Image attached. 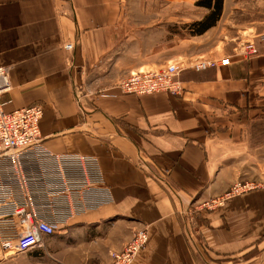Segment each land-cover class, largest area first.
Wrapping results in <instances>:
<instances>
[{
	"label": "crops",
	"instance_id": "crops-1",
	"mask_svg": "<svg viewBox=\"0 0 264 264\" xmlns=\"http://www.w3.org/2000/svg\"><path fill=\"white\" fill-rule=\"evenodd\" d=\"M195 2L201 13L186 22L209 12ZM154 25L131 0H0L5 110L41 105L44 144L98 157L114 197L45 235L41 249L69 234L86 241L72 260L109 264L146 229L132 264H264V0H224L220 20L199 35L167 32L155 43L146 36ZM196 58L216 63L186 62L179 95L119 86L133 71ZM238 182L255 186L228 194ZM10 258L0 246V264Z\"/></svg>",
	"mask_w": 264,
	"mask_h": 264
},
{
	"label": "built area",
	"instance_id": "built-area-1",
	"mask_svg": "<svg viewBox=\"0 0 264 264\" xmlns=\"http://www.w3.org/2000/svg\"><path fill=\"white\" fill-rule=\"evenodd\" d=\"M260 39L264 42V33ZM254 45L244 41L239 48L252 52ZM190 63L203 67L216 61ZM185 66L186 61L179 59L160 68L133 71L119 86L123 93L139 96L179 95L183 87L178 77ZM9 90L10 67L0 66V246L5 257L41 248L45 235L62 234L73 220L114 201L98 157L49 149L40 126L43 107L6 111L2 96ZM251 188L253 183L238 182L228 194ZM219 203L212 200L208 205ZM148 239L146 229L137 230L122 249L111 251L109 264H132Z\"/></svg>",
	"mask_w": 264,
	"mask_h": 264
},
{
	"label": "rangeland",
	"instance_id": "rangeland-1",
	"mask_svg": "<svg viewBox=\"0 0 264 264\" xmlns=\"http://www.w3.org/2000/svg\"><path fill=\"white\" fill-rule=\"evenodd\" d=\"M135 8H140V17L143 24L155 23L150 31L146 30L148 34L147 37H151V42L158 43L160 40L163 42L167 39V32H170L172 35L184 36L186 34H191L188 27L190 19L195 18L200 15V11L194 8L192 0H190L186 6L184 0H173V11L172 12H163L159 8H162L166 4L167 0H131ZM182 4L185 7L182 10H177L178 7H182ZM131 5H133L131 3ZM189 6V7H188ZM151 7H157L156 10H151ZM133 10V9H132ZM173 18L171 21L167 20ZM167 20V21H166ZM161 26V27H160ZM163 26V27H162ZM164 28V29H162ZM166 28V29H165ZM226 32V27H225ZM155 36V38H153ZM150 46V45H149ZM167 47V46H165ZM204 47H208L205 44ZM167 49V48H166ZM164 51V50H162ZM161 53V51H159ZM203 59L204 58H196ZM193 59V60H196ZM192 60V59H191ZM191 60H186L187 63H190ZM146 70V69H145ZM254 135H259L260 132V123L252 122ZM255 186V183H253ZM67 234L65 237L59 238V242H50L46 245L44 249L37 248L33 251L18 254L12 256L6 264H86L85 260L82 259L80 262H75L70 257V252L72 253L75 249L84 247L85 239L83 238H70Z\"/></svg>",
	"mask_w": 264,
	"mask_h": 264
},
{
	"label": "trees",
	"instance_id": "trees-1",
	"mask_svg": "<svg viewBox=\"0 0 264 264\" xmlns=\"http://www.w3.org/2000/svg\"><path fill=\"white\" fill-rule=\"evenodd\" d=\"M197 6L209 9V12L201 19L189 23L191 34L199 35L216 25L223 12L224 0H196Z\"/></svg>",
	"mask_w": 264,
	"mask_h": 264
},
{
	"label": "bare ground",
	"instance_id": "bare-ground-1",
	"mask_svg": "<svg viewBox=\"0 0 264 264\" xmlns=\"http://www.w3.org/2000/svg\"><path fill=\"white\" fill-rule=\"evenodd\" d=\"M144 71V70H143Z\"/></svg>",
	"mask_w": 264,
	"mask_h": 264
}]
</instances>
